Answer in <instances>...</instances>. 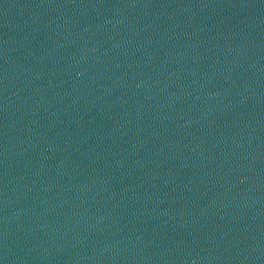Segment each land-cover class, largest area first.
Returning a JSON list of instances; mask_svg holds the SVG:
<instances>
[{"label":"water","instance_id":"obj_1","mask_svg":"<svg viewBox=\"0 0 264 264\" xmlns=\"http://www.w3.org/2000/svg\"><path fill=\"white\" fill-rule=\"evenodd\" d=\"M0 264H264V91L0 94Z\"/></svg>","mask_w":264,"mask_h":264}]
</instances>
